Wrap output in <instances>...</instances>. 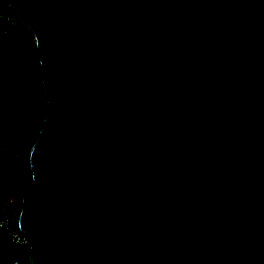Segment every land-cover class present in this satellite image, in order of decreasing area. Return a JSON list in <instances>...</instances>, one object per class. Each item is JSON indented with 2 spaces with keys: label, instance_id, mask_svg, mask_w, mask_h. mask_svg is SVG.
<instances>
[{
  "label": "water",
  "instance_id": "water-1",
  "mask_svg": "<svg viewBox=\"0 0 264 264\" xmlns=\"http://www.w3.org/2000/svg\"><path fill=\"white\" fill-rule=\"evenodd\" d=\"M48 104L29 264H264V0H7Z\"/></svg>",
  "mask_w": 264,
  "mask_h": 264
},
{
  "label": "trees",
  "instance_id": "trees-1",
  "mask_svg": "<svg viewBox=\"0 0 264 264\" xmlns=\"http://www.w3.org/2000/svg\"><path fill=\"white\" fill-rule=\"evenodd\" d=\"M6 3L7 0H0V6ZM16 33L17 38L0 41V207L8 202V193L14 191L15 202L8 212L19 211L20 216L22 196L32 179L29 155L48 104L40 58L36 45L32 44L34 36L20 20ZM0 253L7 259L18 254L3 232H0Z\"/></svg>",
  "mask_w": 264,
  "mask_h": 264
},
{
  "label": "built area",
  "instance_id": "built-area-1",
  "mask_svg": "<svg viewBox=\"0 0 264 264\" xmlns=\"http://www.w3.org/2000/svg\"><path fill=\"white\" fill-rule=\"evenodd\" d=\"M18 15L12 13H3L0 10V41L8 40L10 37L17 38V27L19 22ZM8 202L0 207V232L5 235V240L18 249V254L13 258H5L0 253V262L3 264H29L31 241L19 229V211L8 212V209L14 204L16 193H8Z\"/></svg>",
  "mask_w": 264,
  "mask_h": 264
}]
</instances>
